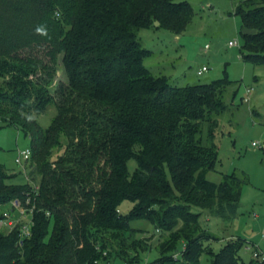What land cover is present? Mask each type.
<instances>
[{
	"label": "trees",
	"instance_id": "1",
	"mask_svg": "<svg viewBox=\"0 0 264 264\" xmlns=\"http://www.w3.org/2000/svg\"><path fill=\"white\" fill-rule=\"evenodd\" d=\"M235 14L243 58L264 64V0H238ZM192 17L191 4L176 0H0V124L29 138L38 176L34 199L31 181H11L0 163V204L34 203L29 237L0 230V264H112L114 252L144 248L133 237L135 219L165 234L163 249L181 238L180 264H199L203 241L216 239L202 212L234 217L246 181L217 168L214 138L232 81L172 83L145 65L152 51L138 37L159 26L179 33ZM36 42L47 44L52 61L62 54L67 83L58 101L33 77L38 62L17 53ZM50 103L55 114L42 126ZM247 243L232 237L208 250L211 264H242ZM174 254L160 261L178 260Z\"/></svg>",
	"mask_w": 264,
	"mask_h": 264
},
{
	"label": "rangeland",
	"instance_id": "2",
	"mask_svg": "<svg viewBox=\"0 0 264 264\" xmlns=\"http://www.w3.org/2000/svg\"><path fill=\"white\" fill-rule=\"evenodd\" d=\"M176 1L191 4L192 20L179 33L165 26L142 28L138 33L139 40L142 46L152 51L144 63L154 72L166 74L172 83H198L221 77L232 81L224 95L228 106L219 116V128L214 138L218 147L217 168L223 172H237L246 176L234 217L225 219L202 212V226L209 229L216 239L203 241L204 249L199 264H211V255L207 251H218L232 237L253 243L249 249L245 245L239 249L242 264H264L261 263L264 255V64L257 65L245 60L240 45H228L229 40L237 39L239 43L242 40L239 16L235 14L238 0ZM48 49L47 44L36 42L17 53L29 55L38 62L33 77L44 84L48 93L58 101L61 95L59 88L67 83V75L61 61L62 54L58 53L52 61ZM203 65L207 70L197 74ZM247 87L252 88L249 103L243 101ZM55 111V105L50 103L46 111L38 116L42 126H46ZM252 141L260 145L253 146ZM28 145L30 140L21 129L0 124V163L12 175L10 180L15 183H25L28 178L36 183L38 176L32 170L37 161L27 165L25 174L15 162L17 148ZM55 150L62 152V148ZM128 167L133 171V158L128 160ZM207 177L216 182L220 180L217 171L208 172ZM13 199L25 205L20 198ZM130 206L128 201H124L119 208L122 213H126ZM11 208V202L3 203L0 212ZM12 213L18 216L19 210L13 209ZM19 219L16 217V220ZM131 226L135 228L133 237L141 241L144 248L139 245L123 256L114 252L112 264H180L179 251L183 249L184 243L181 238L174 240V247L163 249L161 243L165 234L152 223L145 219H135L131 221ZM0 230L5 228L0 227ZM254 250L259 252L258 257L252 255ZM174 253H178V260L160 261Z\"/></svg>",
	"mask_w": 264,
	"mask_h": 264
},
{
	"label": "built area",
	"instance_id": "3",
	"mask_svg": "<svg viewBox=\"0 0 264 264\" xmlns=\"http://www.w3.org/2000/svg\"><path fill=\"white\" fill-rule=\"evenodd\" d=\"M228 45L239 46L240 43L237 39H234V40H229ZM206 70H207V67L205 65H203L200 69L197 70V74H202ZM251 93H252V88L247 87L245 89V94L243 96L244 102H247V103L250 102ZM251 144L253 146H259L260 145L257 141H252ZM31 157H32V150L29 146H25L23 148H17L16 154H15V162L21 166L24 174L27 170L26 169L27 165H29V163H30ZM27 180L30 181L29 178ZM31 183H32V181H31ZM32 185H33L32 192L34 193V199H35L36 193H37L36 192L37 186L34 183H32ZM10 202L12 204L13 209L19 210V214H18V216H15L12 213V210H13L12 208L9 211L0 212V227H3V228H5V230H8V231L17 228L20 236L29 237L31 235V228L33 225L32 210L34 208V203H32L31 206L29 205L30 204V198L29 197H27L25 199V205H23L18 199H12ZM19 205L20 206L22 205L23 207L20 208ZM27 215L29 217L28 219H26ZM16 217H20L21 219L16 220ZM252 246H253V243H250V242H248L245 245V247L247 249L251 248ZM176 255L177 254H174L175 258L177 257ZM252 255L254 257H258L259 252L257 250H254L252 252ZM262 259H264V255H262Z\"/></svg>",
	"mask_w": 264,
	"mask_h": 264
},
{
	"label": "clouds",
	"instance_id": "4",
	"mask_svg": "<svg viewBox=\"0 0 264 264\" xmlns=\"http://www.w3.org/2000/svg\"><path fill=\"white\" fill-rule=\"evenodd\" d=\"M36 32L42 36H47V31L44 26H39L36 28Z\"/></svg>",
	"mask_w": 264,
	"mask_h": 264
},
{
	"label": "water",
	"instance_id": "5",
	"mask_svg": "<svg viewBox=\"0 0 264 264\" xmlns=\"http://www.w3.org/2000/svg\"><path fill=\"white\" fill-rule=\"evenodd\" d=\"M155 24L157 25L158 24V21H155Z\"/></svg>",
	"mask_w": 264,
	"mask_h": 264
},
{
	"label": "crops",
	"instance_id": "6",
	"mask_svg": "<svg viewBox=\"0 0 264 264\" xmlns=\"http://www.w3.org/2000/svg\"><path fill=\"white\" fill-rule=\"evenodd\" d=\"M252 264V263H251Z\"/></svg>",
	"mask_w": 264,
	"mask_h": 264
}]
</instances>
